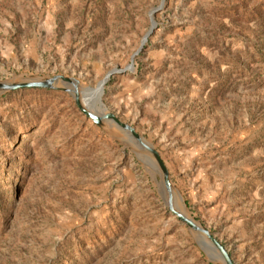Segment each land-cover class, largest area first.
Instances as JSON below:
<instances>
[{
  "label": "rangeland",
  "instance_id": "obj_1",
  "mask_svg": "<svg viewBox=\"0 0 264 264\" xmlns=\"http://www.w3.org/2000/svg\"><path fill=\"white\" fill-rule=\"evenodd\" d=\"M159 3L0 0V80L95 88L130 64L152 16L102 107L154 147L234 264H264V0H164L152 14ZM106 131L60 90L0 96V264H216L167 209L155 165Z\"/></svg>",
  "mask_w": 264,
  "mask_h": 264
},
{
  "label": "water",
  "instance_id": "obj_2",
  "mask_svg": "<svg viewBox=\"0 0 264 264\" xmlns=\"http://www.w3.org/2000/svg\"><path fill=\"white\" fill-rule=\"evenodd\" d=\"M164 0H160L159 6L152 12L154 14L163 5ZM156 27L152 16L150 17V28L142 37L139 48L131 56L130 64L126 65L123 69H113L108 72L105 77L95 86V88L82 87L80 82L74 78L65 76H42L32 75L21 78H13L9 80H0V96L13 93L15 91L25 90H60L70 94L73 97L74 103L79 111L89 119L94 125L104 129L106 126H113L122 140L120 142L124 147L127 146L129 151L133 153L137 160L140 158L149 159L156 167L160 184L162 188V195L165 199L167 209L176 217L179 223L186 227L187 231L193 235L195 243L202 252V255L209 263L216 264H234L225 248L198 222L187 213L184 200L172 184L168 170L166 169L160 155L154 147L140 136L132 127L122 123L117 117L110 113H106L101 104V97L103 95V88L108 80L116 75L123 74L127 71H132L133 60L142 51L148 37L152 34ZM93 100V103L98 105L99 111H94L88 106V102ZM107 132V131H106ZM110 136L111 133L107 132ZM176 200L180 201L181 208L186 212L183 216L180 211L175 209Z\"/></svg>",
  "mask_w": 264,
  "mask_h": 264
},
{
  "label": "bare ground",
  "instance_id": "obj_3",
  "mask_svg": "<svg viewBox=\"0 0 264 264\" xmlns=\"http://www.w3.org/2000/svg\"><path fill=\"white\" fill-rule=\"evenodd\" d=\"M178 210L180 211V213H181L183 216H186V217H187L186 212L183 210V208H179Z\"/></svg>",
  "mask_w": 264,
  "mask_h": 264
}]
</instances>
